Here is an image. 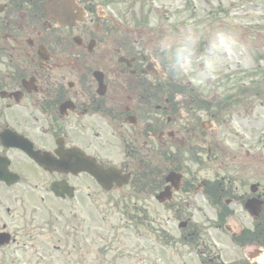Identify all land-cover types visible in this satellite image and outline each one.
I'll list each match as a JSON object with an SVG mask.
<instances>
[{"label":"flooded vegetation","instance_id":"flooded-vegetation-1","mask_svg":"<svg viewBox=\"0 0 264 264\" xmlns=\"http://www.w3.org/2000/svg\"><path fill=\"white\" fill-rule=\"evenodd\" d=\"M48 1L0 0V186L22 184L41 200L59 204L84 198L90 211L99 208L101 191L120 193L125 186L114 183L107 191L87 169L114 167L120 176L128 175L130 184L144 189L147 160L156 155L162 189L168 186L165 176L174 171L182 175L178 191L216 197L225 230L243 250L237 264H264V188L258 182L249 184L243 207L255 198L260 213L248 227L237 224L227 212L246 195L236 193L234 182L246 178L230 164L238 163L239 154L218 140L212 103L205 107L210 115L199 120L177 91L182 85L196 90L193 82L165 80L152 70L155 39L178 25L176 14H165L151 26L144 14V23L132 27L106 12L100 0H72L74 10H65L67 15H59ZM216 1L220 7L206 0L207 13H191L190 21L227 28L238 41L264 47V0ZM251 14L259 20L246 24ZM185 161L234 172L227 170L230 174L218 181L195 183L184 177ZM16 176L19 181L12 183ZM178 191L172 192L169 204ZM19 208L0 204V264H16L11 256L5 261L3 250L27 247L20 239L34 241L30 236L40 226L20 236L11 225L22 217ZM33 250L34 256L44 257L40 249Z\"/></svg>","mask_w":264,"mask_h":264},{"label":"rangeland","instance_id":"rangeland-1","mask_svg":"<svg viewBox=\"0 0 264 264\" xmlns=\"http://www.w3.org/2000/svg\"><path fill=\"white\" fill-rule=\"evenodd\" d=\"M100 2L106 12L132 27L144 23V14L151 26L162 22L165 14L175 13L174 19L180 24L190 21L191 13L203 16L208 11L206 0ZM219 3L222 4L216 0L211 2L216 7H220ZM256 20L259 17L254 14L245 19L246 24L256 23ZM206 25L207 22L203 26ZM246 39L254 37L247 35ZM238 42L244 54L226 61L215 81L205 86L193 83L196 89L193 91L182 85L177 91L185 95L184 104L196 111L199 120H205L211 113L205 109L208 101L212 103L211 111L214 109L218 113L214 115L220 128L218 140L239 154L235 159L238 163L230 164L235 166V171L248 176V179L234 182L239 187L236 193L245 191L246 195L239 196L242 201L234 202L227 213L233 214L238 224L248 227L254 220L243 207V200L250 194L249 184L258 182L264 188V86L257 97L249 96L248 91L260 86L264 61L259 58L257 48L247 41ZM234 94L235 99L225 104L228 111L222 112V99ZM246 150H250V154ZM158 160L156 155L147 160L144 189L133 182L120 193L101 191L99 208L90 211H87L89 204L84 198L59 204L49 199L41 200L40 194L32 195L22 184L10 189L0 186V204L20 207L22 217H16L11 224L18 228L20 236H25L36 224L40 225L30 236L34 241L21 238L20 243L26 241L27 247L6 248L4 257H13L16 264H237L238 259L244 258L243 250L225 230V217L216 208L220 203L216 197H210L211 202L199 193L194 196L182 189L177 190L174 204H162L155 199L154 195L163 188L159 181ZM185 164L184 177L195 179V183L206 178L216 180L227 170L234 172L215 168L216 164L209 168L191 161ZM224 185L228 186L226 181ZM6 220L12 221L11 218ZM96 244L98 250H95ZM35 247L44 257L33 255ZM5 261L9 263L7 257Z\"/></svg>","mask_w":264,"mask_h":264},{"label":"clouds","instance_id":"clouds-1","mask_svg":"<svg viewBox=\"0 0 264 264\" xmlns=\"http://www.w3.org/2000/svg\"><path fill=\"white\" fill-rule=\"evenodd\" d=\"M244 51L227 28L185 21L157 35L151 65L162 79L191 80L205 86L217 79L226 61L242 56Z\"/></svg>","mask_w":264,"mask_h":264},{"label":"water","instance_id":"water-1","mask_svg":"<svg viewBox=\"0 0 264 264\" xmlns=\"http://www.w3.org/2000/svg\"><path fill=\"white\" fill-rule=\"evenodd\" d=\"M49 4L55 5V10L57 11V13L63 12L60 10V7L65 8L69 12L74 10V7L71 4L70 0H49ZM87 171L91 175H93L97 182L100 183L106 190H109L112 187L113 183H116L118 186H121L128 182V175L120 176L115 168L103 169L102 167H96L89 168L87 169ZM180 179L181 176L173 172L169 173L166 176V181H169L175 189L178 188ZM170 195V187H166L164 191H161L159 194L156 195V199L161 202H164L167 199H170ZM252 201L254 202L253 205H251L250 203ZM256 206L259 209L260 206L257 202L254 201V199L247 201V203L245 204V207L253 216L257 215L258 213V211L255 209Z\"/></svg>","mask_w":264,"mask_h":264},{"label":"bare ground","instance_id":"bare-ground-1","mask_svg":"<svg viewBox=\"0 0 264 264\" xmlns=\"http://www.w3.org/2000/svg\"><path fill=\"white\" fill-rule=\"evenodd\" d=\"M53 7H54V9L56 8L55 6H53ZM60 10L63 11V12H65L66 9L60 7ZM63 12H58V13H59L60 15H67V14H64ZM60 17H61V16H60ZM241 175L244 176L245 178H248V176H246V175H244V174H242V173H241ZM250 203H251V205L254 204L253 201L250 202ZM255 209H256L258 212H260V207H259V209H258L257 206H256ZM231 225L233 226V224H231Z\"/></svg>","mask_w":264,"mask_h":264}]
</instances>
